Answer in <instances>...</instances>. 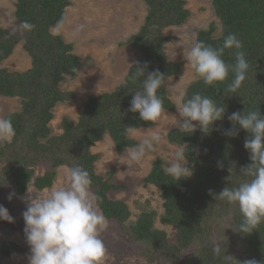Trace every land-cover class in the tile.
Segmentation results:
<instances>
[{"label": "trees", "instance_id": "obj_1", "mask_svg": "<svg viewBox=\"0 0 264 264\" xmlns=\"http://www.w3.org/2000/svg\"><path fill=\"white\" fill-rule=\"evenodd\" d=\"M146 14L138 30L131 33L120 45H129L141 55L128 68L123 81L112 91L89 96L76 119L61 117V132L54 133L50 121L54 107L69 101L75 92L61 88L65 75L73 76L81 67L80 57L73 52V44L60 34L50 31L63 18L71 0H16L14 16L20 29L0 26V62L7 59L18 43L30 56V68L11 70L0 67V95L19 97L20 108L3 118L12 121L15 136L10 141L0 140V192L9 188L14 194L25 193L30 183L38 189L49 188L57 175V168L77 165L86 169L91 177V192L101 214L116 223L127 242L137 246L139 254L149 263L164 264H233L230 257L241 261L256 259L264 264V223L252 233L237 232L242 222L239 207L209 195L218 193L225 186L235 187L250 179L240 168L251 163L250 153L244 148L248 133L237 125L238 135L230 137L225 131L232 128L228 116L233 112L247 114L257 111L264 115V0H211L214 16L220 24L217 36L216 23L196 33L195 43L203 41L213 47L223 44L229 33L243 42V51L249 62L246 79L235 92L228 91L234 79L228 78L214 85H206L198 76L190 82L181 97L187 99L194 93L209 95L220 106L226 107L224 118L216 121L213 130L204 134L199 126L196 131L175 127L168 131L170 143L180 146L188 160L192 174L179 181L166 173L164 161L157 157L146 175L139 178L141 184H152L160 190L163 213L162 224L173 230L169 238L165 230L155 227V209L141 210L134 220L123 199L113 198L111 193L126 191L130 185L114 179L115 167L104 174L96 173L98 153L90 148L108 135L118 154H123L138 141L129 136L132 129L150 128L155 121H143L138 112L129 111L135 91L143 90V76H135V64L145 63L148 72L158 70L164 74L157 90L164 110L175 111L170 98L167 80L181 69V63L169 61L165 44L170 36L164 34L169 26L184 24L191 11L186 0H143ZM35 25L24 29L22 22ZM235 49H225L223 59L235 62ZM135 77V78H134ZM46 163L41 175L35 168ZM223 164V168L218 166ZM230 169V171H229ZM240 243L239 252L234 245ZM216 244L223 251L213 253ZM18 245L5 241L0 253L9 256L19 252ZM115 264H128L120 261Z\"/></svg>", "mask_w": 264, "mask_h": 264}, {"label": "rangeland", "instance_id": "obj_2", "mask_svg": "<svg viewBox=\"0 0 264 264\" xmlns=\"http://www.w3.org/2000/svg\"><path fill=\"white\" fill-rule=\"evenodd\" d=\"M15 1L0 0V26L19 30L20 23L14 16ZM71 2L72 4L65 9L64 18L51 27L50 31L60 34L66 42L73 44V52L80 57L81 67L73 76L65 75L60 83L62 89L74 91L75 97L54 107V118L50 121L54 133L61 132L59 123L63 115L76 119L89 96L112 91L123 81L129 66L141 57L137 49L129 45H120V42L137 31L143 23L146 14L143 0H71ZM186 2V7L191 11L187 21L179 26L166 27L163 31L165 35L170 36V40L165 44L167 59L182 65L176 75L168 78L166 82L168 94L175 103L176 110H164L150 128L129 131V136L136 139L138 144L153 133L160 135V141L155 144L154 150L146 152L138 161H133L129 157V150L132 147L123 154H118L108 135L90 148L91 152L99 154L95 162L96 173L104 174L113 166L116 168L114 179L130 185L126 191L111 193L113 198L125 200L131 211L129 219L134 220L141 210L155 209L157 216L154 225L165 230L169 238L173 236L171 226L159 221V216L163 213L160 190L152 184H141L139 178L148 173L155 158H161L167 168L174 159L175 152L182 149L169 142L167 133L172 128L181 127L182 118L179 113L181 97L186 86L197 77L188 61V53L195 44L199 29L206 28L214 21L217 27L214 35L217 36L220 31L211 0ZM30 64V56L23 49L22 43H18L12 54L0 62V67L22 71L30 68ZM19 108V97L0 95V118ZM198 126L197 124V128ZM45 165L46 163L37 166L35 175H41ZM67 170L65 165L59 166L49 188L38 190L30 183L25 193L21 195L14 194L9 188L0 192V205H3L14 218V223L0 220V247L5 241H9L20 248L19 252L9 256L0 253V264H29L30 246L24 233L25 222L22 216L28 198L30 196L44 198L56 187H67ZM10 193L14 194L11 200L8 199ZM90 200L94 209L101 214L92 192ZM100 239L106 248L103 264H115L120 261L128 264H164L147 262L139 254L137 246L128 243L125 236L120 234L113 221L107 220V227L100 232ZM233 247L239 252L240 243L236 242Z\"/></svg>", "mask_w": 264, "mask_h": 264}, {"label": "clouds", "instance_id": "obj_3", "mask_svg": "<svg viewBox=\"0 0 264 264\" xmlns=\"http://www.w3.org/2000/svg\"><path fill=\"white\" fill-rule=\"evenodd\" d=\"M22 27L30 30L35 25L23 21ZM225 49L236 50L234 63L223 59ZM242 49L243 42L236 34L229 33L219 47L197 41L187 58L206 85L223 82L230 72L234 73L228 91L235 92L245 81L250 67ZM135 68V76L144 77L143 90L135 91L129 111L138 112L143 121H156L164 111L163 100L157 95V90L164 82V74L155 70L145 76L146 63L141 66L137 62ZM179 113L182 118L180 126L185 132L196 131L198 124L200 130L208 134L213 130L214 123L224 118L226 107L218 105L209 95L194 93L186 100L182 98ZM228 120L233 127L226 130L225 135H238L237 125L248 133L244 148L250 153L251 163L241 167L240 171L250 179L235 187L225 186L218 193L210 189L209 195L237 205L243 217L237 232L250 234L264 223V115L259 110L247 114L237 111L231 113ZM14 136L12 121L0 118V140L10 141ZM159 141L160 135L153 133L129 150L130 159H142L146 152L154 150ZM218 166L223 168L222 163ZM166 173L175 181L192 174L184 150L175 152ZM66 178L67 187H56L44 198H28L22 216L24 233L30 246L29 264H103L106 248L100 239V232L107 227V220L94 209L90 200V174L77 165L68 168ZM13 195L10 193L8 199L11 200ZM0 220L14 223V218L3 205H0ZM222 251L220 244L213 248L215 255H220ZM230 258L233 264H260L254 258L243 261Z\"/></svg>", "mask_w": 264, "mask_h": 264}]
</instances>
